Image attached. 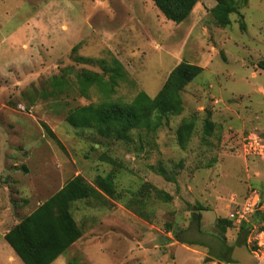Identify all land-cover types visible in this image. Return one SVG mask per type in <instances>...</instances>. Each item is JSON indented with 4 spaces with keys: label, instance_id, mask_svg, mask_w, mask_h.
I'll return each mask as SVG.
<instances>
[{
    "label": "rangeland",
    "instance_id": "obj_1",
    "mask_svg": "<svg viewBox=\"0 0 264 264\" xmlns=\"http://www.w3.org/2000/svg\"><path fill=\"white\" fill-rule=\"evenodd\" d=\"M237 1L221 27L213 0H199L179 25L151 0H0V202L27 201L30 213L79 175L93 183L117 173V198L74 204L84 235L53 264H225L221 247L239 239L245 219L231 215L259 227L246 208L264 198V160L245 145L264 138V0ZM113 59L129 80L110 99L98 87L82 97L76 74H103L98 61ZM181 63L203 72L180 93L182 113L155 134L107 140L67 122L81 107L130 104L141 91L155 98ZM63 75L70 89L49 95ZM190 119L194 134L181 148L176 133ZM207 120L216 128L204 141ZM196 207L205 209L200 224ZM220 218L235 223L226 241Z\"/></svg>",
    "mask_w": 264,
    "mask_h": 264
},
{
    "label": "trees",
    "instance_id": "obj_2",
    "mask_svg": "<svg viewBox=\"0 0 264 264\" xmlns=\"http://www.w3.org/2000/svg\"><path fill=\"white\" fill-rule=\"evenodd\" d=\"M163 16L175 24L185 22L199 0H151ZM217 2L212 13L216 23L221 27L231 24L230 17L238 14L240 2L237 0H213ZM78 62L93 63L92 59H79ZM103 66V74L83 70L76 74L77 90L82 97H86L89 90L98 87L105 96L110 99L116 94L117 88L122 82L129 79L123 65L113 59L110 63L98 61ZM203 69L187 63L179 64L169 75L163 88L155 98H150L141 91L130 104H122L113 100L105 101L97 106L90 105L78 108L70 112L67 122L76 129L96 130L100 137L115 141H130L134 131H146L155 134L164 126L170 117L178 116L183 111L180 93L192 83ZM53 91L49 95L58 97L69 89V82L65 75L52 79ZM196 124L194 119L185 120L177 130V142L181 148H185L191 140ZM216 126L209 120L203 126V139L208 141L215 132ZM49 136L56 140L55 135L47 129ZM105 160V159H103ZM167 180L165 171L159 172ZM114 171L106 176L96 178L93 183L84 177L77 176L67 182L64 187L40 205L31 215L23 218L12 227L5 235V240L13 249L16 256L23 264H53L63 256L84 235L78 224L73 207L77 202H102L106 198H117L116 179ZM170 180V179H169ZM151 185H146L147 190ZM158 198L167 202L173 201V197L163 191L154 188ZM143 195V194H142ZM264 200V199H263ZM28 203L27 201H25ZM199 213H193L194 219L200 224L202 220V207H196ZM253 220L261 229L264 222V213H257ZM218 225L223 239L230 229L235 228V223L229 219H219ZM250 227L246 221L240 223V235L236 246L247 245V237ZM255 231V230H254ZM230 253L224 257L223 263L233 262Z\"/></svg>",
    "mask_w": 264,
    "mask_h": 264
},
{
    "label": "crops",
    "instance_id": "obj_3",
    "mask_svg": "<svg viewBox=\"0 0 264 264\" xmlns=\"http://www.w3.org/2000/svg\"><path fill=\"white\" fill-rule=\"evenodd\" d=\"M260 199L263 200L264 198L260 197ZM46 201H44V202L40 201L38 207L40 205H42L43 203H45ZM22 203H23V205H21V206L10 207L9 205H4L2 202H0V230H1V233H0V235H1V238H0V257L2 258V261H3V263L1 262L2 264H23L20 261V259L16 256L15 252L13 251V249H11V247L9 245H7L8 243L5 240V235L10 230L9 226L13 222H15V224H14V226H15L21 221L19 216H22L25 213H27L28 215L23 216L25 218V217L31 215L37 209L36 208L33 212L28 213L29 211H28L27 208L29 206H26L27 203L25 201H22ZM17 216H18V220H17ZM15 217H16V219H15ZM23 217H21V219H23ZM250 217H251V215H250ZM244 221L249 223L250 227L253 226V224H251L248 221V219H246V217H245ZM238 223L240 224L239 221L237 222V224ZM254 227H255V224H254ZM237 241L232 242L231 240H228L227 243H223V245L221 247V251H222L221 252V256H222L223 259H224V257H226L230 253V249L231 248L235 249ZM73 246H75V244ZM171 246H174V244H171ZM237 247H241V246H237ZM234 249H233V251H234ZM233 251H232V253H233ZM231 256H232V254H231Z\"/></svg>",
    "mask_w": 264,
    "mask_h": 264
},
{
    "label": "built area",
    "instance_id": "obj_4",
    "mask_svg": "<svg viewBox=\"0 0 264 264\" xmlns=\"http://www.w3.org/2000/svg\"><path fill=\"white\" fill-rule=\"evenodd\" d=\"M245 150H247L248 154L255 155L256 157L264 160V138L255 136L253 139L251 138L248 139L245 145ZM246 210L257 213H264V200L260 199L259 197L256 198L252 205L249 203ZM235 216H238L240 220H243L245 218V216L240 212H237L236 215H231L232 218H235ZM246 246L250 251V253L256 259L257 264H264V222L261 225L260 230H256L255 228H253V232L248 237ZM225 264H240V263L229 262Z\"/></svg>",
    "mask_w": 264,
    "mask_h": 264
},
{
    "label": "water",
    "instance_id": "obj_5",
    "mask_svg": "<svg viewBox=\"0 0 264 264\" xmlns=\"http://www.w3.org/2000/svg\"><path fill=\"white\" fill-rule=\"evenodd\" d=\"M231 259L233 262L240 264H257L256 259L250 253L246 245L236 247L232 253Z\"/></svg>",
    "mask_w": 264,
    "mask_h": 264
}]
</instances>
